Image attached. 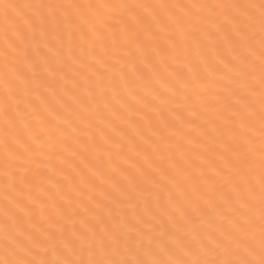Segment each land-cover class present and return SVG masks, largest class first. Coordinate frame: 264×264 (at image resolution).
<instances>
[{
    "label": "snow or ice",
    "instance_id": "snow-or-ice-1",
    "mask_svg": "<svg viewBox=\"0 0 264 264\" xmlns=\"http://www.w3.org/2000/svg\"><path fill=\"white\" fill-rule=\"evenodd\" d=\"M0 264H264V0H0Z\"/></svg>",
    "mask_w": 264,
    "mask_h": 264
}]
</instances>
